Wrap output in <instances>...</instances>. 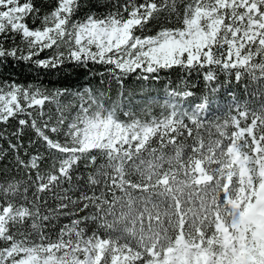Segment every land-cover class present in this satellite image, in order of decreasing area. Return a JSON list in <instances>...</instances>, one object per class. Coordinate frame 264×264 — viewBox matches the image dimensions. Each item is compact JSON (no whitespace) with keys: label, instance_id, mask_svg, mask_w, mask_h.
Wrapping results in <instances>:
<instances>
[{"label":"snow or ice","instance_id":"snow-or-ice-1","mask_svg":"<svg viewBox=\"0 0 264 264\" xmlns=\"http://www.w3.org/2000/svg\"><path fill=\"white\" fill-rule=\"evenodd\" d=\"M0 125V264H264V0H0Z\"/></svg>","mask_w":264,"mask_h":264},{"label":"trees","instance_id":"trees-1","mask_svg":"<svg viewBox=\"0 0 264 264\" xmlns=\"http://www.w3.org/2000/svg\"><path fill=\"white\" fill-rule=\"evenodd\" d=\"M178 4L180 3H185L187 2V0H177ZM174 21V17L172 18ZM153 31H155V29H152ZM89 68L91 69V72H100L103 71V66L100 65H89ZM86 70H81L79 76H76L74 74L73 79L70 81V83H75L77 87H80L81 85H83L86 81L92 79L91 77V73L89 74H84ZM4 77H11L12 79L16 80L17 83H21V84H26V83H32V82H36V83H42L44 86L46 87H51L53 82L59 81L61 79V74L60 73H56V72H45V71H41L39 73H35L32 72L28 67L24 66V65H17L14 69L12 67H9L8 70H6L3 73ZM162 78H164L165 74L162 73L161 74ZM38 77V79H37ZM172 79H176V77L174 75L171 76ZM78 81V82H77ZM134 78H130L128 81H126V84H128L129 86H134L133 84ZM98 81L95 79H92V83L95 84ZM247 82L249 85V92H253L256 89V86L253 84V82L249 81H242L241 84ZM60 86V85H57ZM159 85H156L155 88L158 90L159 89ZM234 90L236 91V95H237V99L243 101L244 99H248L249 100V104L250 107L256 108L259 105V101L256 97H251V96H246L245 93L242 90L241 85H233ZM161 96L163 95L162 92L159 93ZM115 96V92H113V97ZM228 100L227 94L225 92H223V90L221 91V93L219 94V96L217 97V103L224 105L226 103V101ZM54 111V108H53ZM222 112H216V115H222ZM5 127L4 125H0V128ZM11 131V129H9ZM0 143H3L2 141H0ZM3 165H0V168H2ZM9 174L10 175H16L18 179H22L23 178V174L22 173H14L11 171V168L9 169ZM55 201L49 199L48 204L50 207H54L55 206ZM76 217H72V216H62L59 218V221L57 222V230L59 229V227L61 225H66V224H70L72 219H75Z\"/></svg>","mask_w":264,"mask_h":264}]
</instances>
